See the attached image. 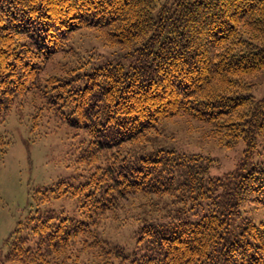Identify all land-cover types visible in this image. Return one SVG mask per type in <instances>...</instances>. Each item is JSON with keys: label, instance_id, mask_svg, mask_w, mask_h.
<instances>
[{"label": "trees", "instance_id": "obj_1", "mask_svg": "<svg viewBox=\"0 0 264 264\" xmlns=\"http://www.w3.org/2000/svg\"><path fill=\"white\" fill-rule=\"evenodd\" d=\"M158 5L0 0V123L31 92L41 93L43 110L84 132L77 162L91 169L84 182L44 187L40 199L75 197L83 219L37 209L0 263L63 264L77 243L81 250L101 243L98 264H264V220L244 214L264 203V161H255L264 146V96L252 95V80L264 70V0ZM82 29L134 54V63L44 76L45 63ZM177 115L208 124L221 144L244 141L236 167L207 177L200 156L127 152L125 145L147 142ZM7 145L0 133V152ZM134 195L150 198L166 219L139 228L143 247L128 253L102 237L88 241L97 219ZM154 197L173 208L163 211Z\"/></svg>", "mask_w": 264, "mask_h": 264}, {"label": "rangeland", "instance_id": "obj_2", "mask_svg": "<svg viewBox=\"0 0 264 264\" xmlns=\"http://www.w3.org/2000/svg\"><path fill=\"white\" fill-rule=\"evenodd\" d=\"M174 1L159 0L158 7H170ZM134 60V54L127 53L124 48L107 44L93 30L82 29L73 34L62 52L45 63L43 75L67 76V73H82L109 62L129 66ZM252 82V95L262 98L264 70ZM23 102L22 105L17 104L0 123V133L8 141L5 151L0 152V260L7 252L16 229L37 209H53L75 220L83 219L75 197L55 198L47 203H41L40 199L44 187L54 186L62 179L84 182L91 171L77 162L84 132L43 110L44 100L37 91L27 95ZM263 147L262 144L259 146L255 161H264ZM125 149L131 155L165 149L200 156L208 165L206 176L221 177L236 167L243 156L245 143L239 140L234 146L221 144L210 135L208 124L193 117L177 115L158 125L147 142L127 144ZM147 201L150 202V198L141 195L125 199L116 210L97 219L95 236L89 237L88 241L102 237L111 244L120 245L128 253L141 249L144 243L138 241L139 228L145 223L166 222L165 216L155 213L158 206H149ZM153 203H159L163 211L172 207L167 199L163 201L154 197ZM244 214L256 222L264 220V203L250 205ZM81 249L77 243L74 247L77 256L72 253L63 260V264L100 262L101 243Z\"/></svg>", "mask_w": 264, "mask_h": 264}]
</instances>
